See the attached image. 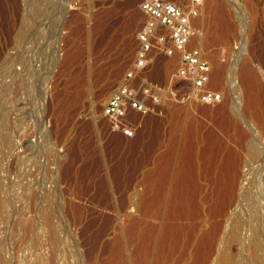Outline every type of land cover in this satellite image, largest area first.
<instances>
[{"label": "rangeland", "instance_id": "374dc122", "mask_svg": "<svg viewBox=\"0 0 264 264\" xmlns=\"http://www.w3.org/2000/svg\"><path fill=\"white\" fill-rule=\"evenodd\" d=\"M140 2L0 0V264H221L224 255L227 264H254L255 253L244 257L226 226L228 216L214 212L227 186L217 190L203 170L202 211L180 223L167 218L170 207L155 218L159 192L145 176L156 169L159 140L171 134L179 156L197 146L205 162L215 147L225 180L229 163L262 161L249 140L264 147V0H204L195 23L206 34L211 85L223 101L135 113V135L127 137L112 129L104 108L134 59L145 19ZM244 46L233 89L229 72ZM171 61L157 58L152 77L168 80ZM235 103L252 131L240 120L226 126ZM243 170L238 188L247 186L242 193L236 186L232 205L263 209L255 169Z\"/></svg>", "mask_w": 264, "mask_h": 264}, {"label": "built area", "instance_id": "2783aa9c", "mask_svg": "<svg viewBox=\"0 0 264 264\" xmlns=\"http://www.w3.org/2000/svg\"><path fill=\"white\" fill-rule=\"evenodd\" d=\"M204 0L187 5L174 0H141L145 16L137 33L134 59L104 108L115 131L135 135V113H158L171 105L216 104L224 93L211 85L212 64L199 44L201 30L195 20ZM159 57L169 62L170 78L152 77L151 67Z\"/></svg>", "mask_w": 264, "mask_h": 264}, {"label": "bare ground", "instance_id": "6f19581e", "mask_svg": "<svg viewBox=\"0 0 264 264\" xmlns=\"http://www.w3.org/2000/svg\"><path fill=\"white\" fill-rule=\"evenodd\" d=\"M203 23H202L203 26H206L205 21ZM202 31L203 30H201L200 41H199L200 43L199 44L203 48V45L204 46L206 45L207 39H206V34L202 33ZM245 46L243 48H241L242 50L240 49L241 51L240 50L238 51L239 58L238 59L236 58V60L234 58L235 61L231 67L232 69H230L231 71L229 72V80L232 78L234 79L232 81V88L233 89L239 88L238 87V79H240V78H239V73H238V63L240 62V58L242 55L241 52L246 51ZM214 62L216 64V66H218V68H219L220 62L217 60V58H214ZM250 62H249V64H250ZM220 74L222 75V73H219V70L214 73L215 83H216V81L218 82L220 80ZM249 76H248V78H250ZM248 78L246 75V78H245L246 79V81H245L246 89H247V87L250 88L249 86L251 84L250 81L248 80ZM248 100H249V98H248ZM237 103L234 104L235 107L231 109L232 113H230L233 115L234 119H232V120L229 119L227 121L226 126L232 127L234 125V120H240L242 123L247 125V127L249 128L250 131H252L255 128L254 124H252V121L248 122L245 119L246 115H243L244 113H242V111H241L242 109L240 108L241 105L238 106ZM239 104H241L240 101H239ZM221 111H223V110L221 109ZM257 116H258V114H257ZM228 118H230V117H228ZM252 118H253V115H252ZM173 125L176 126L179 124L174 123ZM178 127L179 126H176L175 129L178 130ZM166 134L168 135V133H166ZM213 134H215V133H213ZM218 135H219V133H218ZM218 135L216 134L215 136L214 135L213 136L215 137V141H216L215 143H217L216 147H218L220 149V154H222L221 152H222V150H224V149H222L223 142L220 140V137ZM243 136H244V134H243ZM226 137H228V136H226ZM235 140H236V138H235ZM247 140H249V139L247 138ZM255 140L250 139L249 145L253 148V151H252L253 154L252 155H254L255 157H260V155H262V152H264V147H262L260 145V143L257 140L256 141ZM236 141H238V139ZM231 142H234V141H231ZM236 143H234V144H236ZM241 144L244 146V143H241ZM158 145L160 148V153H159V156H158V159L156 162V164H157L156 169L154 172L148 173L145 176V185L148 187V189L151 190L152 188H157L158 192H159V201L156 204L157 210L154 214L155 218L159 217L162 210L167 209L169 207L171 208L172 213L169 214L167 216V218L169 220H176L177 218H179V220H181L180 223H183L185 220H188L191 217L199 214L202 211V207L204 206L203 200L201 199L200 191L204 187L203 185H201V178H202L203 170H206V173L208 174L207 176H208L210 182L217 185V190H219V188L220 189L221 188L223 189L224 187L226 188V186L229 188L227 191L229 193L228 198L226 197V194L223 191L221 193V199L219 200L220 201L219 202L220 203L219 210L216 211V208H215L214 212L219 213V215H222V216H228L226 226L231 228V230L238 236V238H239L238 244L240 245V247L242 249V255H244V254L249 255V256H247V258H249V261H250L251 256H253L255 253V259H254L253 263L254 264H264V208L261 209V205H260L258 208L255 207L254 209H251L250 204H246V205L242 206V204H241L242 202L240 204H238V202H236L234 206L232 205V203H233L232 198L235 195L236 186H237V188L239 186L237 183L238 178L239 177H245L246 178V172H245V170H243L244 164L248 168L255 169L254 170L255 186L257 188H259L264 193V183H263L264 182V180H263V176H264V155H263L262 161L259 162L258 165H256V164L250 165L249 163H247V162L245 163L242 160L240 161L238 159L235 160L234 162L229 163L227 166V170H226L228 173L226 175V180H225L223 178L224 175L222 174L223 171H220L218 169L219 168L218 165H219V163L221 164V161L219 162V156L220 155H218V151H216L215 147L213 149L208 150L211 153V156L214 154V157H211V159H209L205 162H202L199 159V156L197 155L198 154L197 153V146H193L192 148L189 147L190 149L185 148L183 154H181L180 156L177 155L176 136L175 135L172 136V134H171V138L169 141H167L166 136L163 137L161 140H159ZM246 145H247V143H246ZM223 164H222V166H224ZM226 165H225V167H226ZM237 169H239V172ZM217 171L220 172L219 173L220 178L218 180H216L215 176H214ZM246 186H247L246 184L240 185V187L238 188L239 189L238 193H242L244 191V189L246 188ZM167 189L171 190L170 200L168 202H166L165 200L162 201V199H161V196L163 197L164 195H166ZM160 194H161V196H160ZM247 202L251 203V201H247ZM254 205L257 206L258 204L256 203ZM213 207L214 206H212V209H213ZM49 210H51V209L49 208ZM46 220L49 221V219H47V218H46ZM47 224H48V222H47ZM244 257H246V255H244ZM230 261H231V259L224 255L222 258L221 264H227Z\"/></svg>", "mask_w": 264, "mask_h": 264}]
</instances>
